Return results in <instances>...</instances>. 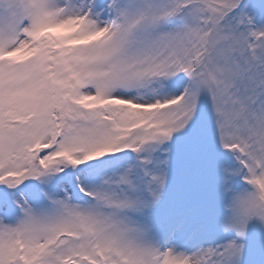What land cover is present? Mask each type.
Returning a JSON list of instances; mask_svg holds the SVG:
<instances>
[{
    "label": "snow or ice",
    "instance_id": "1",
    "mask_svg": "<svg viewBox=\"0 0 264 264\" xmlns=\"http://www.w3.org/2000/svg\"><path fill=\"white\" fill-rule=\"evenodd\" d=\"M0 264H264V0H0Z\"/></svg>",
    "mask_w": 264,
    "mask_h": 264
}]
</instances>
